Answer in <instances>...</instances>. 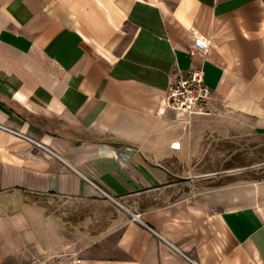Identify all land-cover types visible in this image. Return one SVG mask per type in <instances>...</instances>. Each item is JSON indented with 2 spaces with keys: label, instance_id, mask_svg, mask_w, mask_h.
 <instances>
[{
  "label": "crops",
  "instance_id": "obj_1",
  "mask_svg": "<svg viewBox=\"0 0 264 264\" xmlns=\"http://www.w3.org/2000/svg\"><path fill=\"white\" fill-rule=\"evenodd\" d=\"M190 68L209 113L162 105ZM0 124L39 143L0 129V264H264L263 179L169 197L201 135L264 137V0H0Z\"/></svg>",
  "mask_w": 264,
  "mask_h": 264
},
{
  "label": "rangeland",
  "instance_id": "obj_2",
  "mask_svg": "<svg viewBox=\"0 0 264 264\" xmlns=\"http://www.w3.org/2000/svg\"><path fill=\"white\" fill-rule=\"evenodd\" d=\"M231 134L229 138L224 139L218 134L201 135L200 173L196 175L194 185L189 184L190 180L189 183L186 182V177H190V174L181 175L185 180L181 182V179L175 178L181 182V185L173 187L174 191L169 197L181 196L193 188L208 184H221L232 180H264V137L253 134L251 129ZM40 202L63 218L67 217V211L73 210L75 206L78 207L69 199L52 195L41 197ZM108 205L113 211L115 204L108 201Z\"/></svg>",
  "mask_w": 264,
  "mask_h": 264
},
{
  "label": "built area",
  "instance_id": "obj_3",
  "mask_svg": "<svg viewBox=\"0 0 264 264\" xmlns=\"http://www.w3.org/2000/svg\"><path fill=\"white\" fill-rule=\"evenodd\" d=\"M191 48L204 54L209 48V42L200 35H196ZM210 98L211 90L204 83L203 70L201 68H190L184 75L171 78L166 94L162 99V105L164 108L180 115L206 114L209 112ZM0 129L27 143L39 144L30 136L16 129L2 124H0ZM134 217L138 218V216ZM81 261L82 259L78 257V253H59L44 260L27 259L21 264H80Z\"/></svg>",
  "mask_w": 264,
  "mask_h": 264
}]
</instances>
